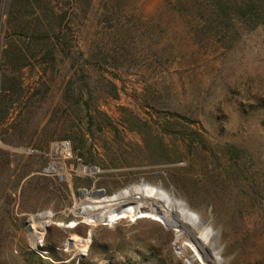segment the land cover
<instances>
[{
	"label": "rangeland",
	"instance_id": "obj_1",
	"mask_svg": "<svg viewBox=\"0 0 264 264\" xmlns=\"http://www.w3.org/2000/svg\"><path fill=\"white\" fill-rule=\"evenodd\" d=\"M7 2L0 264H202L162 213H76L142 181L218 264H264V0H51L50 42L7 29Z\"/></svg>",
	"mask_w": 264,
	"mask_h": 264
},
{
	"label": "bare ground",
	"instance_id": "obj_2",
	"mask_svg": "<svg viewBox=\"0 0 264 264\" xmlns=\"http://www.w3.org/2000/svg\"><path fill=\"white\" fill-rule=\"evenodd\" d=\"M68 150V145L61 147L58 145L57 153L60 157L65 158V152ZM87 202L88 204L85 205L83 202L80 203L76 213L84 215L80 211H87L92 219L100 222H109L118 218L150 212L162 213L175 223L178 236L187 242L202 264H218V257L212 243L200 223L194 218H190V221L176 218L175 216H180V214L172 210L173 201L159 188L147 185L140 188L129 187L109 196L88 197Z\"/></svg>",
	"mask_w": 264,
	"mask_h": 264
},
{
	"label": "trees",
	"instance_id": "obj_3",
	"mask_svg": "<svg viewBox=\"0 0 264 264\" xmlns=\"http://www.w3.org/2000/svg\"><path fill=\"white\" fill-rule=\"evenodd\" d=\"M50 2L51 0H8L7 29L12 28L14 31L20 30L22 32L30 29L34 39H45L50 42L52 38L56 37L54 26L50 20L46 22L55 13ZM57 40H59L58 37ZM4 51L7 62L12 65L15 71L20 73L27 65L23 47L19 43L7 42ZM14 80L18 81L20 88V77L15 76ZM8 88L9 86L2 85L3 90ZM2 113L3 109L0 107V115Z\"/></svg>",
	"mask_w": 264,
	"mask_h": 264
},
{
	"label": "water",
	"instance_id": "obj_4",
	"mask_svg": "<svg viewBox=\"0 0 264 264\" xmlns=\"http://www.w3.org/2000/svg\"><path fill=\"white\" fill-rule=\"evenodd\" d=\"M90 169H92V170H98V169H95V168H93V167H89ZM141 185H149V184H147V183H144L143 181L140 183ZM150 186V185H149ZM84 192H86V190H83L81 193H84ZM95 193H101V191L99 192V191H95ZM178 201H180L181 203H183L184 205H186L187 207H188V205L184 202V201H182V200H178ZM195 214V217H196V221L197 222H199L200 224H203V222L200 220V218H199V216L196 214V213H194ZM208 228L210 229V230H212V228L210 227V226H208ZM113 264V263H112Z\"/></svg>",
	"mask_w": 264,
	"mask_h": 264
}]
</instances>
